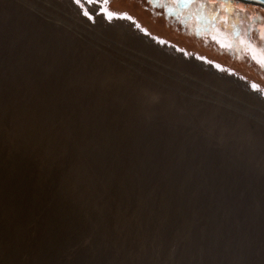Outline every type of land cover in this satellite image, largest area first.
I'll return each mask as SVG.
<instances>
[{
    "label": "rangeland",
    "instance_id": "374dc122",
    "mask_svg": "<svg viewBox=\"0 0 264 264\" xmlns=\"http://www.w3.org/2000/svg\"><path fill=\"white\" fill-rule=\"evenodd\" d=\"M262 34L234 0H0V264H264Z\"/></svg>",
    "mask_w": 264,
    "mask_h": 264
},
{
    "label": "water",
    "instance_id": "95a60500",
    "mask_svg": "<svg viewBox=\"0 0 264 264\" xmlns=\"http://www.w3.org/2000/svg\"><path fill=\"white\" fill-rule=\"evenodd\" d=\"M234 1H239L242 3H246V4L257 5V6L264 8V0H234Z\"/></svg>",
    "mask_w": 264,
    "mask_h": 264
},
{
    "label": "snow or ice",
    "instance_id": "6c2138e0",
    "mask_svg": "<svg viewBox=\"0 0 264 264\" xmlns=\"http://www.w3.org/2000/svg\"><path fill=\"white\" fill-rule=\"evenodd\" d=\"M104 2L106 3L107 0H104ZM149 2L155 3V2H160V0H149ZM172 2H175V0H172ZM185 2H192V0H185ZM224 2H227V0H224ZM124 18L127 19V17ZM260 39L264 40V34L260 36Z\"/></svg>",
    "mask_w": 264,
    "mask_h": 264
}]
</instances>
